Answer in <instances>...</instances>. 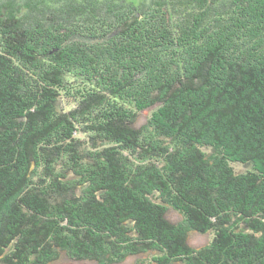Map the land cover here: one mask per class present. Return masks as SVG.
<instances>
[{
	"label": "trees",
	"instance_id": "1",
	"mask_svg": "<svg viewBox=\"0 0 264 264\" xmlns=\"http://www.w3.org/2000/svg\"><path fill=\"white\" fill-rule=\"evenodd\" d=\"M147 253L264 264V0H0V264Z\"/></svg>",
	"mask_w": 264,
	"mask_h": 264
},
{
	"label": "rangeland",
	"instance_id": "2",
	"mask_svg": "<svg viewBox=\"0 0 264 264\" xmlns=\"http://www.w3.org/2000/svg\"><path fill=\"white\" fill-rule=\"evenodd\" d=\"M135 2L136 0H131ZM154 111V108H150L144 112H142L139 117H138V126H142L146 123L149 117H151L152 113ZM206 152H210V149L205 150ZM217 150H214V153H216ZM235 168L239 171L242 172L244 169L247 168V166L244 165H235ZM169 218L175 222L179 223L181 222L182 218L181 215L174 210L169 211ZM210 238L211 235L208 234H194L190 233L189 235V243L196 248L206 246L210 243ZM152 254H142L138 256H133L125 259L124 261H118L116 258L113 260H107L108 264H156L155 262H152ZM53 264H101V263H96V262H91V261H76L71 259L70 257L62 256L58 261H56Z\"/></svg>",
	"mask_w": 264,
	"mask_h": 264
}]
</instances>
